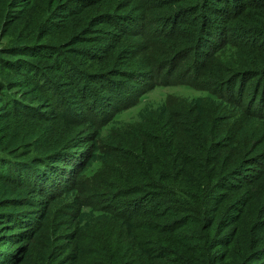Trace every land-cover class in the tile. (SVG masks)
<instances>
[{
  "label": "trees",
  "instance_id": "obj_1",
  "mask_svg": "<svg viewBox=\"0 0 264 264\" xmlns=\"http://www.w3.org/2000/svg\"><path fill=\"white\" fill-rule=\"evenodd\" d=\"M135 1L141 14L127 8ZM91 6L78 19L81 39L99 29L111 39L175 40L187 29L190 44L173 41L168 56L214 51H205L215 72L204 80L216 97L177 109L147 103L102 154L79 150L71 126L94 117L78 110L102 115L129 95L118 84L114 99L85 98L107 79L99 70L122 74L111 69L113 45L73 55L53 37ZM102 8V0H0V142L6 128L17 130L0 147V264H264V0ZM142 72L131 70L136 79ZM97 161L102 201L85 203L75 190Z\"/></svg>",
  "mask_w": 264,
  "mask_h": 264
},
{
  "label": "rangeland",
  "instance_id": "obj_2",
  "mask_svg": "<svg viewBox=\"0 0 264 264\" xmlns=\"http://www.w3.org/2000/svg\"><path fill=\"white\" fill-rule=\"evenodd\" d=\"M116 1L102 0V9L106 10L115 7ZM136 6H138V3L135 1L127 8L137 14H141ZM91 9L95 8L93 6L87 9L83 8L81 18L79 16H71V20L65 25L54 27L53 32L55 34H53V37L54 39H59L62 46L69 47L68 51H72L73 53L71 52V54L73 55L80 50L86 53L93 46L113 45L114 50L111 54L108 53L109 56L111 55L110 58H115L111 69L122 71V74L109 79L113 75V71L112 74H109L110 71L106 69L99 70V73H102L107 79L103 81L101 86H96L93 91H87L85 98L90 97L92 100L101 102L104 101L102 100L104 97L114 99V92L117 91L118 84L127 85L129 95L125 94L122 96V98L126 99L122 101L121 106L117 108L109 107L107 113L102 115L97 114L94 116V112L86 114L83 109L78 110L81 117H94L91 125L71 126V131L74 133L72 139L78 141H75V143L78 144L79 150H85L86 153L88 150L93 152L91 150L93 146L96 151L95 154H102L104 152L103 148L114 143V139L137 120L138 110L147 103H151L153 106L163 103L168 104L173 109H177L184 99L198 96L208 99L216 97L214 88L204 80L212 78L215 72V66L212 63L207 65L205 51L211 50L202 49L200 45H197L195 51L184 50L185 52H175L173 55L168 56L173 41H176L177 46L182 41H187V46L190 44V35H188L187 29L180 31L175 40H171L169 35L161 33H153L149 36L145 34L142 38L139 34V36L124 40H120V33L115 39H111L107 33L99 29L90 30V33L87 34L88 37L81 39L79 33L84 27V20L78 23V19L85 18L87 14H91ZM154 13V10H151L148 14L153 15ZM30 20L31 22L38 20L36 12L30 14ZM76 38L78 40H75ZM115 40L116 42H114ZM227 49L230 50L231 48ZM230 51L233 52L234 50ZM211 53H214V51H211ZM218 53H220L219 56L226 57L224 49H221ZM103 55L104 52H101L100 57L102 58ZM167 56L168 58H166ZM214 58L216 59V56ZM116 63L121 64L116 65ZM134 68L142 69V74L147 76L144 75L136 79L131 74V70H134ZM199 72H202V76ZM122 86L119 89H122ZM4 125L5 122L0 123V129ZM66 127H64V130ZM6 129L1 134L0 147L8 144L10 139L16 137L17 130L15 128L9 131ZM97 131H99L98 134ZM90 139H95L96 144ZM24 149L26 147L22 145L20 150ZM102 165L101 161H97L82 173L79 178L81 181L80 185L75 190L74 196L80 194V198L84 199L85 203L102 201L99 195L94 193L96 190L93 188L96 185L94 181L102 178V171L100 170ZM115 183L119 185V182ZM81 191L84 192L80 193ZM65 205L66 202L58 204L54 208L53 216ZM74 209L76 210L75 207ZM197 236L200 237L199 234Z\"/></svg>",
  "mask_w": 264,
  "mask_h": 264
}]
</instances>
